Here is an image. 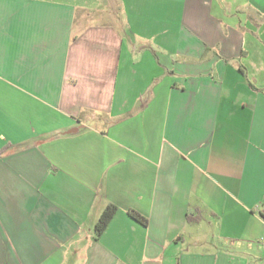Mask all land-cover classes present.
Returning <instances> with one entry per match:
<instances>
[{
	"label": "crops",
	"instance_id": "0c3cea01",
	"mask_svg": "<svg viewBox=\"0 0 264 264\" xmlns=\"http://www.w3.org/2000/svg\"><path fill=\"white\" fill-rule=\"evenodd\" d=\"M262 247L264 0H0V264Z\"/></svg>",
	"mask_w": 264,
	"mask_h": 264
},
{
	"label": "trees",
	"instance_id": "16d2710c",
	"mask_svg": "<svg viewBox=\"0 0 264 264\" xmlns=\"http://www.w3.org/2000/svg\"><path fill=\"white\" fill-rule=\"evenodd\" d=\"M117 211L116 206L114 205H108L103 212L101 213L98 221L96 222L94 226V235L95 238H100L101 235L104 233L106 230L107 226L111 222L112 218L114 217L115 213ZM129 215L135 219L136 221L141 222L143 225H146V220L142 217H140L138 214L134 212H130Z\"/></svg>",
	"mask_w": 264,
	"mask_h": 264
},
{
	"label": "rangeland",
	"instance_id": "374dc122",
	"mask_svg": "<svg viewBox=\"0 0 264 264\" xmlns=\"http://www.w3.org/2000/svg\"><path fill=\"white\" fill-rule=\"evenodd\" d=\"M261 250H263V251H262V254H263V256H264V247H262Z\"/></svg>",
	"mask_w": 264,
	"mask_h": 264
}]
</instances>
